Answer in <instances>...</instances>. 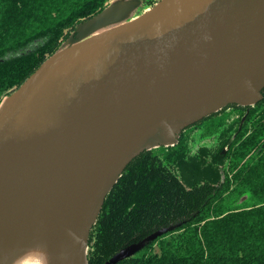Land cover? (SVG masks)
<instances>
[{
    "label": "water",
    "instance_id": "obj_1",
    "mask_svg": "<svg viewBox=\"0 0 264 264\" xmlns=\"http://www.w3.org/2000/svg\"><path fill=\"white\" fill-rule=\"evenodd\" d=\"M123 9L107 5L79 25L72 33L78 40L2 101L0 247L21 228L38 194L54 193L47 186L63 190L103 159L98 209L81 234L87 264L90 231L131 161L175 145L185 128L229 105L262 99L264 0H160L109 25ZM41 176L47 193H28V180ZM180 225L155 231L104 264H117Z\"/></svg>",
    "mask_w": 264,
    "mask_h": 264
},
{
    "label": "trees",
    "instance_id": "obj_2",
    "mask_svg": "<svg viewBox=\"0 0 264 264\" xmlns=\"http://www.w3.org/2000/svg\"><path fill=\"white\" fill-rule=\"evenodd\" d=\"M159 1L144 4L151 8ZM107 5L108 0H0V105ZM237 106L247 110L245 118L231 136L220 133L213 150L202 147L191 156L178 141L131 161L90 231L87 264H104L178 223L117 264H264V90L254 105ZM156 148L167 152L160 155Z\"/></svg>",
    "mask_w": 264,
    "mask_h": 264
},
{
    "label": "bare ground",
    "instance_id": "obj_3",
    "mask_svg": "<svg viewBox=\"0 0 264 264\" xmlns=\"http://www.w3.org/2000/svg\"><path fill=\"white\" fill-rule=\"evenodd\" d=\"M105 164L100 159L63 190L47 186L52 195L41 187L42 176L28 180V193L38 189L47 195L38 194L31 210L22 214L21 228L0 247V264H86L81 234L98 209L95 197L103 180L98 183V174Z\"/></svg>",
    "mask_w": 264,
    "mask_h": 264
},
{
    "label": "rangeland",
    "instance_id": "obj_4",
    "mask_svg": "<svg viewBox=\"0 0 264 264\" xmlns=\"http://www.w3.org/2000/svg\"><path fill=\"white\" fill-rule=\"evenodd\" d=\"M108 5L111 7H124L123 10L119 11L117 15L108 21L109 25L127 21L150 9L144 4V0H108ZM70 36L64 40V43H72L79 39V36L75 34L74 36L73 34ZM246 112V109L238 107L237 105L226 107L213 116L185 128L179 135L178 144L191 156L197 153L202 147L213 150L218 144V136L220 133L228 136L230 134L231 136V132H234L238 120H242ZM155 152L163 155L167 150L156 148ZM29 251H31V248ZM29 251L27 252V256L29 255Z\"/></svg>",
    "mask_w": 264,
    "mask_h": 264
}]
</instances>
